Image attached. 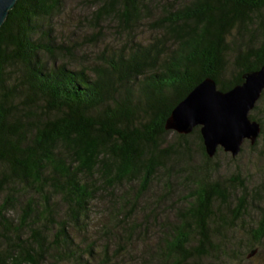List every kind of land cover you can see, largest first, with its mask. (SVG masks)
I'll return each mask as SVG.
<instances>
[{
    "label": "trees",
    "instance_id": "trees-1",
    "mask_svg": "<svg viewBox=\"0 0 264 264\" xmlns=\"http://www.w3.org/2000/svg\"><path fill=\"white\" fill-rule=\"evenodd\" d=\"M64 1L16 0L0 26V264H43L54 254L94 264L93 245L82 248L69 229H80L98 189L137 182L140 197L160 173L168 192L178 164L188 171L176 176L209 174L195 173L192 149L208 164L220 148L209 157L198 127L167 141L165 119L202 79L225 91L264 64V0H91L95 30L84 41H98L110 21L114 45L78 66L82 55L48 26ZM249 117L261 135L262 121ZM230 181L240 186L235 201L220 182L196 181L179 225L165 226L156 245L159 264L201 261L218 247L220 260L234 244L249 251L262 242L264 212L232 243L245 197L240 176ZM107 256L95 264H117Z\"/></svg>",
    "mask_w": 264,
    "mask_h": 264
},
{
    "label": "rangeland",
    "instance_id": "rangeland-1",
    "mask_svg": "<svg viewBox=\"0 0 264 264\" xmlns=\"http://www.w3.org/2000/svg\"><path fill=\"white\" fill-rule=\"evenodd\" d=\"M94 7L91 0H65L61 11L54 13L48 22L50 33L57 41L75 46L78 56L82 55L76 59L75 66L81 64L82 58L94 59L96 53L108 48L109 43L114 41L112 38L115 28L114 23L110 21L102 23L98 41H94V44L84 41V36L95 30L87 23V17ZM146 35L147 33L143 36ZM249 114L260 119L264 125V95ZM262 130L263 133L258 136L255 144L250 145L249 141L245 140L236 156L231 157L230 153L220 148L208 164L204 163L193 147L191 160L196 166L195 173L199 166H206L211 172L200 175L197 173L196 178L187 179L184 174L176 176V173H186L188 170L183 169L182 164L175 165L174 169L169 171L168 177L172 181L168 192L160 181L162 178L160 173L157 181L140 197H136L137 182L122 183L116 185L114 189L107 187L98 189L80 229H69L72 239L82 248L89 244L93 245L94 264L100 260L101 251L105 249L108 250L107 259L116 261L117 264H159L158 255L156 256L154 251L156 245L166 233L165 226L179 225L181 210L187 205V199L196 187V181L203 180L213 184L220 182L222 190L229 195L230 200L235 201L240 195V186L230 180L238 175L244 185L242 192L245 197V210L242 219L230 232V239L234 244L243 236L242 227L254 223L260 212H264V128ZM165 138L172 141L173 131L170 130ZM135 198L139 199L133 201ZM56 207L60 213L65 211L61 203H57ZM12 214L16 216L18 211ZM129 226H134V229H130ZM224 226L229 225L225 223ZM49 239L51 240L50 236ZM252 249L255 250L254 253L247 257ZM218 252L219 247L217 252L209 254L208 258L201 261L191 259L186 264H264V239L249 251L235 244L228 247L226 256L228 258L220 260L212 258ZM52 258L56 260V264H76L69 258L61 259L57 254L49 256L47 261L43 259V264H48Z\"/></svg>",
    "mask_w": 264,
    "mask_h": 264
},
{
    "label": "water",
    "instance_id": "water-1",
    "mask_svg": "<svg viewBox=\"0 0 264 264\" xmlns=\"http://www.w3.org/2000/svg\"><path fill=\"white\" fill-rule=\"evenodd\" d=\"M16 0H0V26ZM243 81L228 90L218 89L211 77L202 79L171 110L165 130L188 134L195 127L204 150L212 157L217 148L236 156L245 140L254 144L261 132L259 122L249 117L264 90V64L244 72ZM252 250L248 256H251Z\"/></svg>",
    "mask_w": 264,
    "mask_h": 264
}]
</instances>
